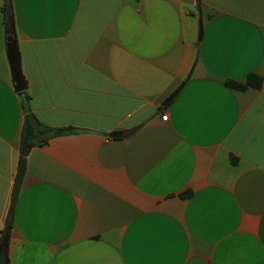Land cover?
Returning a JSON list of instances; mask_svg holds the SVG:
<instances>
[{"label": "crops", "instance_id": "obj_1", "mask_svg": "<svg viewBox=\"0 0 264 264\" xmlns=\"http://www.w3.org/2000/svg\"><path fill=\"white\" fill-rule=\"evenodd\" d=\"M12 3L31 114L79 131L27 153L8 264H264V0ZM1 7L0 237L25 121Z\"/></svg>", "mask_w": 264, "mask_h": 264}, {"label": "trees", "instance_id": "obj_2", "mask_svg": "<svg viewBox=\"0 0 264 264\" xmlns=\"http://www.w3.org/2000/svg\"><path fill=\"white\" fill-rule=\"evenodd\" d=\"M1 10L6 18L7 34H8V41H9V38H13L12 32H11V20L13 17L12 0H2ZM226 84L227 86L231 88L239 89V90H245L248 87H252L255 89H261L263 85V77L257 74H249L245 84H241V83L234 82V81H227ZM19 94L22 97V107L25 112V121H24V127L22 131V141H23V144L26 143L27 145V153L30 151L32 147L46 143L49 138L60 136V135L72 134V133H76L79 131V129H77L76 127H72V126L63 127V128H51L48 126H43L37 120L35 115L31 114L30 95L27 93L26 90L23 92H20ZM33 123H36L37 127H35ZM40 133L41 134L48 133L49 136L41 141H37L36 138L38 137V134ZM231 158L233 162L236 161L235 157H231ZM26 170H27V156H23L21 154L19 158L18 166H17L16 177H15L12 204L9 210V216L6 221L5 228L2 231V234L0 237V246L3 244L4 241H6V243L8 242L10 230L12 229V226H13V207H14L16 198L19 195L21 184L23 181V177L26 173ZM188 194L189 193L183 194L182 197H186Z\"/></svg>", "mask_w": 264, "mask_h": 264}, {"label": "water", "instance_id": "obj_3", "mask_svg": "<svg viewBox=\"0 0 264 264\" xmlns=\"http://www.w3.org/2000/svg\"><path fill=\"white\" fill-rule=\"evenodd\" d=\"M7 53L8 59L11 66V72L13 76V82L15 84V89L17 92H23L27 89V81L22 71L21 65V54L19 51V47L17 44V40L15 38H9V42L7 44ZM181 90V87L178 88L171 96H169L165 102L164 106L168 105L173 99L177 97ZM121 134H111L110 137H120ZM22 155L27 156V145L23 144ZM0 264H8V256H7V243L6 241L0 246Z\"/></svg>", "mask_w": 264, "mask_h": 264}, {"label": "built area", "instance_id": "obj_4", "mask_svg": "<svg viewBox=\"0 0 264 264\" xmlns=\"http://www.w3.org/2000/svg\"><path fill=\"white\" fill-rule=\"evenodd\" d=\"M162 119L166 121L168 119V116L165 115V116L162 117Z\"/></svg>", "mask_w": 264, "mask_h": 264}]
</instances>
